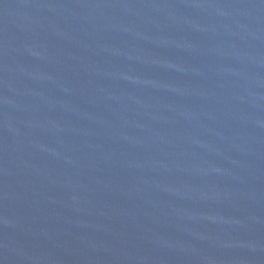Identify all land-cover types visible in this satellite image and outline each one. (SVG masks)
Instances as JSON below:
<instances>
[{
	"label": "water",
	"instance_id": "obj_1",
	"mask_svg": "<svg viewBox=\"0 0 264 264\" xmlns=\"http://www.w3.org/2000/svg\"><path fill=\"white\" fill-rule=\"evenodd\" d=\"M0 264H264V0H0Z\"/></svg>",
	"mask_w": 264,
	"mask_h": 264
}]
</instances>
